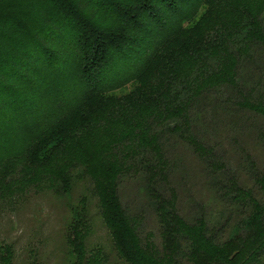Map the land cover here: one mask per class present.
<instances>
[{
    "label": "trees",
    "instance_id": "obj_1",
    "mask_svg": "<svg viewBox=\"0 0 264 264\" xmlns=\"http://www.w3.org/2000/svg\"><path fill=\"white\" fill-rule=\"evenodd\" d=\"M255 2L246 23L252 37L233 52L232 70L196 64L191 56L195 57L198 47L191 48L182 57L193 61L195 73L187 83L175 84L170 83L172 77L160 73L155 81L172 91L164 93L156 85L157 91L149 92L147 87L153 83L141 86L137 76L161 56L174 37L199 30L204 0H0V192L17 179L22 167L16 162L21 161L34 168L32 181L48 176L64 190L68 166L57 169L46 161L56 156L67 139L68 128L63 125L67 121L75 129L73 136L84 129L90 131L85 140L92 148L90 169L104 173V165L112 164L108 172L113 174L125 170L132 164L126 162L142 153L137 148L143 146V135L152 127L151 118L163 120L166 126L172 123L173 131L181 129L176 123L181 119V131L191 130L189 114L206 100L229 112V117L251 108V101L258 102L256 110L264 112V100H252L237 82L240 66L256 55L252 49L257 44L264 47V0ZM216 38L209 36L203 42L205 56L211 54ZM229 88L234 93L227 96ZM141 92L151 99L162 98V103L150 105V112L138 124L120 120L129 95ZM104 125L131 128L121 135H105ZM162 130L161 126L152 128L158 151L162 147L157 134ZM126 145L130 148L125 151ZM200 149L206 174L223 166L220 159L209 160L208 148ZM3 173L8 179H3ZM208 181L213 186L219 182L212 176ZM253 183L258 189L255 194L238 183L236 176L219 183L214 190L225 212L214 222L201 213L187 222L171 212L173 204L166 200L170 210L158 221L163 238L159 248L147 235L138 234L136 221L117 199L116 185L91 181V187L112 248L127 264H264V175ZM232 212L237 213L235 221ZM76 215L67 224L69 244L84 234L81 237L84 220ZM9 248L1 247L7 254L0 253V264H10ZM103 259L99 248L81 258L82 264H102Z\"/></svg>",
    "mask_w": 264,
    "mask_h": 264
},
{
    "label": "rangeland",
    "instance_id": "obj_2",
    "mask_svg": "<svg viewBox=\"0 0 264 264\" xmlns=\"http://www.w3.org/2000/svg\"><path fill=\"white\" fill-rule=\"evenodd\" d=\"M255 3V0H204L198 16L201 17L199 30H186L169 41L161 56L137 76L140 77L137 83L148 86L152 82L153 86L147 87L149 92L150 89L156 92V85L158 91L164 93L172 91L166 90L171 88L169 86L161 88L159 81H155L160 73L172 77L171 84L187 83L190 81L188 77L195 73V65L182 55H188L191 48L196 47L195 57L191 56L196 64L219 65L232 70L233 52L240 43L250 42L249 35L252 37L246 23L253 15ZM209 36L217 38L211 54L205 56L207 47L203 42ZM257 45L252 49L256 55L247 58L244 66L239 65L242 74L237 72L240 76L237 82L240 91L245 95L251 94L252 100H264V47ZM176 63L177 68L174 69ZM231 91L229 88L227 96L234 93ZM117 94L120 95L119 92ZM129 96L121 108L119 119L122 121H137L138 124L140 118L150 112V105L162 103V98L151 99L142 92ZM163 98L166 100L165 96ZM250 103L251 108H242L237 115L229 117V112L216 109L213 102L206 100L197 112H190L191 130L185 131H181L184 128L181 119L176 122L181 129L173 131L172 123L166 126L163 120L151 118L152 127L143 135V146L137 148L142 153L136 155L134 161L128 160L126 163L132 164L125 170L113 174L108 172L113 169L109 160L108 169L105 165L101 169L104 173L98 172V168L96 171L90 169L92 148L85 142L90 131H80L83 134L77 138L80 132L71 135L75 129H70L71 122L67 121L63 124L68 128L67 139L56 156L46 161L57 169L68 166L64 169L69 175L66 187L59 190L57 181L48 179V176L39 182L36 179L32 181L34 168L27 161L16 162L22 167L17 172V179L10 180L0 192V253L5 256L7 253L1 247H10V264H78L79 260L82 264L83 256L89 257L99 248L104 256L102 264H127L112 248L110 233L101 220L97 199L92 194L91 181L116 185L117 199L136 221L138 234L141 237L147 235L157 248L161 247L163 240L158 221L170 210L168 199L173 204L171 212L187 222L200 213L211 222L220 220L225 207L214 188L228 177L236 176L238 183L254 193L258 189L253 180L264 175V112L256 110L260 106L258 102ZM160 126L163 130L157 135L162 148L158 151L154 139L156 131L152 128L159 129ZM129 128L104 125L102 131L105 135H121ZM197 145L208 148L209 160L220 159L223 166L217 167L212 174H206L201 149ZM128 147L126 145L124 150ZM8 176L2 174L3 179H8ZM210 176L219 181L216 186L208 183ZM74 213H77L78 220H84L81 237L82 232L84 234L83 238L78 234L74 244H69L67 224ZM231 217L235 221L237 213L232 212ZM78 241H81L80 246ZM180 264L189 263L182 261Z\"/></svg>",
    "mask_w": 264,
    "mask_h": 264
}]
</instances>
